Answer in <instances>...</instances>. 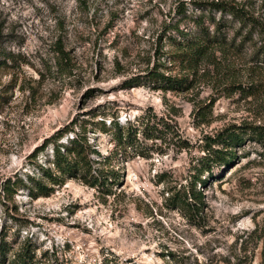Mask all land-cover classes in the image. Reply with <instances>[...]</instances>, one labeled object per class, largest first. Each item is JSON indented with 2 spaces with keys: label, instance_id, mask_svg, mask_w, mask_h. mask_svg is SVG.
<instances>
[{
  "label": "rangeland",
  "instance_id": "rangeland-1",
  "mask_svg": "<svg viewBox=\"0 0 264 264\" xmlns=\"http://www.w3.org/2000/svg\"><path fill=\"white\" fill-rule=\"evenodd\" d=\"M222 2L258 28L242 30L239 49L215 48L184 70L170 56L173 28L191 33L190 16L218 21L212 4ZM258 48L264 0H0V239L10 246L0 264L27 245L33 264H260L252 232L264 218V140L247 136L235 160L197 172L206 136L264 125ZM151 71L190 88L164 90ZM146 114L170 127L135 125L129 144L115 141L114 122L127 128ZM72 139L93 170L114 173L111 184L43 179L52 149ZM39 183L48 196L30 195ZM194 183L203 205L188 214L174 197Z\"/></svg>",
  "mask_w": 264,
  "mask_h": 264
},
{
  "label": "trees",
  "instance_id": "trees-1",
  "mask_svg": "<svg viewBox=\"0 0 264 264\" xmlns=\"http://www.w3.org/2000/svg\"><path fill=\"white\" fill-rule=\"evenodd\" d=\"M212 7L222 14V17L218 21L213 16H210V14L206 18L204 16H190L193 23V31L191 33L182 32L175 26L173 28L174 33L178 34L180 40L169 38V43L175 47L170 55L171 59L179 62L184 70L192 73H195L199 65L209 58L215 48L221 49L230 46L239 49L242 44L235 46L234 41L237 37L241 36L244 28L249 27V25L251 29L258 28L255 18L246 12L244 8L225 2L212 4ZM212 9H209V11H214ZM177 12L183 19L188 18L185 15L184 8L178 7ZM225 16H228L230 20L225 19ZM205 20L208 21L209 26L205 25ZM235 23H238L240 26L234 32L233 37L228 38V30L233 29ZM247 38L248 36L243 37V42ZM59 52L63 53L62 50ZM252 63H254L257 70L264 72V49L258 48L254 52ZM149 76L148 79L150 81L161 83L164 90H188L191 84L190 81L184 78L176 79L161 75L156 71H151ZM238 89H241V86ZM136 123H129L127 128H123L120 124L114 122L111 130H113L115 141L118 143L127 142L129 144L131 133H137L135 125H138L140 128L156 130L157 133L170 127L163 119H158L157 116L150 114H146ZM247 136L262 142L264 140V125L233 124L223 128L212 136H206L203 146L206 153L199 161L198 174L200 175L205 171L211 174L212 168L225 166L235 160L236 153L234 151L243 145ZM52 152L51 165L53 168L41 169L43 179H46L51 185L63 184L66 179L72 178L81 179L91 187H101L109 183L111 184L110 178L114 176V173L104 169L93 170L90 160L85 155L84 146L77 139L70 140L68 146L54 147ZM197 179L200 184H205V181L200 180V178ZM6 188L9 189V187ZM51 191V188L39 183L30 195L38 198L40 196H48ZM174 198H177L175 205L180 207L181 210H185L188 214H198L203 205V196L196 190L195 183L186 189L183 194H177ZM252 234L262 244L260 264H264V218L261 225L256 227ZM7 251H10V246L0 239V261L2 263ZM15 255L17 257L14 258L15 264H33L32 250L28 245Z\"/></svg>",
  "mask_w": 264,
  "mask_h": 264
}]
</instances>
